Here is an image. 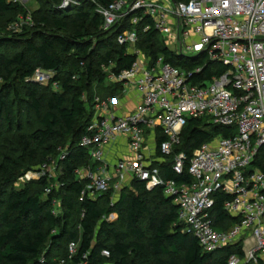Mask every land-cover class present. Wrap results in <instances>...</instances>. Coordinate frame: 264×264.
Instances as JSON below:
<instances>
[{"label": "trees", "instance_id": "obj_1", "mask_svg": "<svg viewBox=\"0 0 264 264\" xmlns=\"http://www.w3.org/2000/svg\"><path fill=\"white\" fill-rule=\"evenodd\" d=\"M38 1L46 7L30 12L21 2L0 0V264H228L231 255H244L241 245L205 251L179 222L178 205L164 186L149 189L145 181L133 179L119 192L110 188L93 199L82 196L87 180L76 173L91 163L81 138L94 115V96L120 92L121 83L109 74L118 76L138 59L129 44L118 41L124 30L137 31L135 45L151 61L163 58L185 70L204 67L195 82L209 81L227 67L205 52L185 56L171 50L142 11L103 29L97 9L114 0H81L69 9L59 8L62 0ZM29 14L32 25L21 32L9 29L19 16ZM136 15L141 20L133 24ZM38 68L52 73L47 83L30 80ZM232 133L230 127L191 117L176 151L191 157L214 135ZM165 139L164 134L158 138L160 155ZM60 146L68 147L60 163V187L46 193L50 182L45 177L17 185L26 171L49 161ZM172 163L168 159L160 165L161 176L177 184L190 182L187 168L178 174ZM255 164L264 169V146ZM214 198V227L223 230L238 222L224 208L231 195L219 191ZM111 213L117 214L115 220L108 219ZM246 264H264V258Z\"/></svg>", "mask_w": 264, "mask_h": 264}, {"label": "built area", "instance_id": "obj_2", "mask_svg": "<svg viewBox=\"0 0 264 264\" xmlns=\"http://www.w3.org/2000/svg\"><path fill=\"white\" fill-rule=\"evenodd\" d=\"M79 4L81 0H62L59 8ZM97 10L104 18L102 27L107 30L128 14L142 11L152 18L167 44H174L177 53L194 56L205 52L227 70L209 81L195 82V76L204 67L185 70L164 62L163 58L150 59L152 64L145 67L138 54L130 69L118 76L111 75L114 81L135 84L142 101L133 111L115 115L111 112L114 97L94 96V115L81 138L91 163L76 170L79 179L87 180L82 196L87 193L95 199L110 188L116 193L133 179L145 181L149 189L164 186L165 193L174 197L178 205L179 222L184 224L185 231L197 236L205 251L241 245L244 255H231L228 264L264 258V169L255 164L264 146V0H114ZM140 20L136 15L132 23ZM32 24L30 14L19 16L9 29L21 32ZM118 41L135 46L137 31L124 30ZM51 77L52 73L38 68L30 80L44 84ZM191 117H208L206 121L230 127L233 133L217 134L189 157L176 148ZM151 127L161 128L166 135L160 144L162 157L173 161L172 167L178 174L187 168L190 182L177 184L166 180L158 168L149 165L145 141L146 130ZM121 136L128 138L135 157L120 159L111 170L105 146ZM67 155L68 147L60 146L54 157L29 171L35 179L47 178L50 184L46 193L61 186L60 163ZM219 191L231 195L224 208L238 218V222L223 230L214 227L210 213L214 194ZM58 211L55 209V213ZM113 217L117 218V214L111 213L108 219ZM69 249L74 253L75 243Z\"/></svg>", "mask_w": 264, "mask_h": 264}, {"label": "crops", "instance_id": "obj_3", "mask_svg": "<svg viewBox=\"0 0 264 264\" xmlns=\"http://www.w3.org/2000/svg\"><path fill=\"white\" fill-rule=\"evenodd\" d=\"M165 43L171 50L175 51L174 44H167L166 39ZM177 45H179V43H177ZM131 48L132 51L129 52L133 53L136 50L137 54H139V61L142 63V65L149 67L152 64L150 62V57L141 55V50L136 49L135 46H132ZM119 83L122 85L121 90H119L120 92L116 93L115 96L110 95L104 98L114 97L115 102H113L111 106V112H113L115 115H124L133 111L138 106V104L141 103L142 94L137 90L136 85L131 82L129 84L123 82ZM161 134H163V132L159 127H151L146 130L145 157L149 161L148 163L150 166L158 169L160 168L161 164L168 160L158 153V138L161 136ZM105 157L110 163V169L112 170L113 165L117 161L124 158H133L135 157V152L131 148L128 138L121 136L105 146ZM118 195L119 193L116 194V196Z\"/></svg>", "mask_w": 264, "mask_h": 264}, {"label": "rangeland", "instance_id": "obj_4", "mask_svg": "<svg viewBox=\"0 0 264 264\" xmlns=\"http://www.w3.org/2000/svg\"><path fill=\"white\" fill-rule=\"evenodd\" d=\"M21 3H23V4H25L26 5V7L28 8V10L30 11V12H33V11H35V10H37V9H39L41 6H45V4L43 3H41L40 1H38V0H21ZM46 7V6H45ZM44 7V8H45ZM26 27V26H25ZM24 27V28H25ZM24 30V29H23ZM139 40V39H138ZM135 48L136 49H138L137 47H136V45H135ZM132 50V48H131V46L129 45V51H131ZM140 50V49H139ZM141 51H142V53H141V55H145L146 57H149L148 56V54H147V52L146 51H144V50H142L141 49ZM178 52V51H177ZM192 55H193V53H192ZM109 75H112V73H110ZM111 80H112V78H110ZM205 119H208V117H206ZM214 137H216V135H214L213 136V138ZM37 167H39V166H37ZM37 167L35 168V169H37ZM29 171H32V170H28V171H26L25 172V174L23 175V176H21V178H19V180L17 181V185H21V186H24L26 183H27V181H31V180H35V178H34V174H30L29 173ZM27 179H31V180H27ZM58 207H59V205H58ZM116 218L115 217H113V218H111L110 220H115Z\"/></svg>", "mask_w": 264, "mask_h": 264}, {"label": "water", "instance_id": "obj_5", "mask_svg": "<svg viewBox=\"0 0 264 264\" xmlns=\"http://www.w3.org/2000/svg\"><path fill=\"white\" fill-rule=\"evenodd\" d=\"M177 0H174V2H176Z\"/></svg>", "mask_w": 264, "mask_h": 264}]
</instances>
